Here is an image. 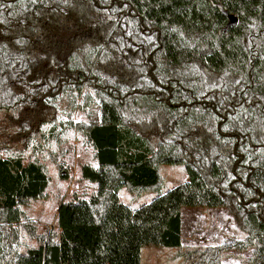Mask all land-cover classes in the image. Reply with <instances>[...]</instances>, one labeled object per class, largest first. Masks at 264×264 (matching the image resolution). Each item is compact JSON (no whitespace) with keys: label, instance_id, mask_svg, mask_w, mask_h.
<instances>
[{"label":"trees","instance_id":"16d2710c","mask_svg":"<svg viewBox=\"0 0 264 264\" xmlns=\"http://www.w3.org/2000/svg\"><path fill=\"white\" fill-rule=\"evenodd\" d=\"M1 118L0 264H141L144 247H181L183 207L223 208L244 234L184 264H264V0H0ZM68 130L94 149L80 171L96 192L38 231L26 208ZM162 165L187 180L120 201Z\"/></svg>","mask_w":264,"mask_h":264},{"label":"rangeland","instance_id":"374dc122","mask_svg":"<svg viewBox=\"0 0 264 264\" xmlns=\"http://www.w3.org/2000/svg\"><path fill=\"white\" fill-rule=\"evenodd\" d=\"M0 126V141L13 144L15 136L6 119H0ZM84 164L95 165L92 145L79 132L66 131L55 159L44 160L50 178L46 198L33 201L26 208L30 217L28 220L36 225L38 231L48 232L52 228L60 201L88 200L95 194V185L81 176L80 170ZM159 172L160 180L155 188L133 191L124 187L118 193L120 201L132 209H137L150 203L157 193L171 190L187 180L182 165H162ZM181 227L182 245L179 249L144 247L141 251V264H184L186 256L183 252L186 249L218 245L244 236L223 208L183 207ZM26 240L31 243L28 237ZM249 254V250L230 251L223 256L220 264H247Z\"/></svg>","mask_w":264,"mask_h":264},{"label":"water","instance_id":"95a60500","mask_svg":"<svg viewBox=\"0 0 264 264\" xmlns=\"http://www.w3.org/2000/svg\"><path fill=\"white\" fill-rule=\"evenodd\" d=\"M229 20H230L229 24H235L236 23V18L231 16V15H229Z\"/></svg>","mask_w":264,"mask_h":264}]
</instances>
